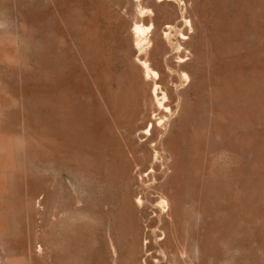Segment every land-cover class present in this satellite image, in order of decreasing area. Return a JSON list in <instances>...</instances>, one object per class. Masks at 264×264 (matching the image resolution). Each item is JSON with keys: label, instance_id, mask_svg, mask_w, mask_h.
<instances>
[{"label": "rangeland", "instance_id": "1", "mask_svg": "<svg viewBox=\"0 0 264 264\" xmlns=\"http://www.w3.org/2000/svg\"><path fill=\"white\" fill-rule=\"evenodd\" d=\"M163 231L264 264V0H0V264H143Z\"/></svg>", "mask_w": 264, "mask_h": 264}, {"label": "bare ground", "instance_id": "2", "mask_svg": "<svg viewBox=\"0 0 264 264\" xmlns=\"http://www.w3.org/2000/svg\"><path fill=\"white\" fill-rule=\"evenodd\" d=\"M137 23V22H136ZM152 30V25L150 24L149 26H146V27H142L141 24L137 25V28L136 30L134 31V35H136V39L135 41L137 40V45H141V41L144 42V40L147 38L145 37V34L149 31ZM140 42V43H139ZM147 61V60H146ZM145 61V70L147 72V74H151L153 75L152 77H155L158 78L159 77V73L156 71V70H153L151 69V67L148 65L149 63H147ZM151 77V78H152ZM156 90V88H155ZM122 101V100H121ZM123 102V101H122ZM165 107V106H164ZM80 118V117H79ZM81 119V118H80ZM84 119V118H83ZM142 122V121H141ZM155 122V121H154ZM139 123V122H138ZM142 125V124H141ZM45 126V125H44ZM144 126V125H143ZM153 127V126H152ZM151 129V128H150ZM147 134L149 133V130L147 129ZM151 132V130H150ZM99 133V132H98ZM124 134V133H123ZM153 136V135H152ZM148 138H151V133L149 135ZM83 140V139H82ZM149 141V140H148ZM157 143V142H156ZM155 153L156 155H158V151L155 150ZM162 153V152H161ZM157 158L159 156H156ZM137 162V161H135ZM155 164V163H154ZM136 166H139V163L137 162L136 163ZM152 167V166H151ZM136 168V167H135ZM137 169V168H136ZM139 169V168H138ZM137 169V170H138ZM99 172V170H97ZM97 175H95V186H96V189H101V186L103 185L102 181H103V174L100 172V173H96ZM100 174V175H98ZM103 176V177H101ZM154 176V175H153ZM105 180V179H104ZM102 197L103 195L99 194L96 196V201H97V205L99 206L101 200H102ZM142 198L141 197H138L137 196V202L139 203H142ZM165 201V200H164ZM163 201V202H164ZM140 206V205H139ZM152 206V205H151ZM160 220V219H159ZM162 231V230H161ZM161 234H164V237L162 239L159 240V248L157 249L158 252H155L154 255H151L150 254V258H145L144 261H143V264H149V261H150V264H196V262L200 259V255H201V252L199 250V246L197 244H195V247L193 249V251H188L185 247H182L179 243L176 242V244L170 248L169 250H165L163 247H162V244L164 242V240L166 239V234L165 232L163 231V233L161 232ZM157 242V241H156ZM157 244V243H156ZM147 245V244H146ZM114 245H112L113 247ZM147 247V246H146ZM149 247V246H148ZM147 247V248H148ZM114 248V247H113ZM112 249V248H111ZM114 251V250H113ZM153 252V251H152ZM194 253H195V256H194Z\"/></svg>", "mask_w": 264, "mask_h": 264}]
</instances>
